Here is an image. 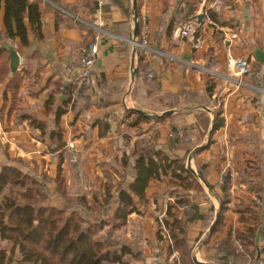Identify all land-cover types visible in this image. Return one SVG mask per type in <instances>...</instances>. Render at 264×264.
<instances>
[{
  "label": "crops",
  "instance_id": "0c3cea01",
  "mask_svg": "<svg viewBox=\"0 0 264 264\" xmlns=\"http://www.w3.org/2000/svg\"><path fill=\"white\" fill-rule=\"evenodd\" d=\"M186 1L58 0L56 4L41 0V32L31 30L29 44L21 46L17 41L14 47L20 56L17 72L23 76V83L13 109L10 92L7 100L0 97V163L20 168L38 179L46 163L50 169L44 174L50 180L43 183L56 190L51 184L55 183L58 156L48 152V137L46 142H39L32 136L39 131L28 121H20L26 110L50 130L62 132L66 143L62 151L66 161L64 170L67 161L78 168L76 159H83L85 177L91 182L89 189L105 185V174H115L114 168L118 169L121 157L130 156L136 144L146 149L155 144L173 158L186 155V167L201 177L206 176L214 187V190L203 188L204 194L188 196L204 216L213 211L216 218L222 195L221 173L228 169L235 174L230 209L240 199L256 200L257 194L240 183L239 172L246 161L257 160L264 174V62L255 56L257 50L264 54V0H194L197 10L192 15L193 0ZM96 2L98 8L92 13ZM99 2H103L100 7ZM209 11L220 15V23L210 19ZM198 15H202V22H198ZM97 17L104 21V33L98 42L94 84L86 92L80 81L79 62L82 51L94 41L93 24ZM142 17L148 20L151 49L144 62L131 43L137 38L138 25L140 36ZM187 23H192L193 31L183 37L181 30ZM0 24L3 27V14ZM235 59H246L253 74L235 77L232 70ZM142 66L144 69L138 76ZM147 70L152 75L149 81L142 77ZM152 81L158 83L157 89ZM209 85L213 87L211 94L206 92ZM52 94L56 95L55 104L48 110L46 102ZM59 109L64 112L56 125ZM128 110H139L149 117H161L169 111L173 114L161 123L142 124L143 132L138 134L136 128L128 130L131 119L127 118ZM218 112L225 123L210 137ZM102 124L107 125L106 131ZM173 128L186 130L192 139L185 143L190 145L189 154L170 139ZM210 140L209 148L200 151ZM123 141L127 142L125 147ZM198 149L200 152L194 153ZM31 167L38 168L37 174ZM80 170L82 173L81 167ZM133 173L132 167L127 170L128 180L130 176L131 181ZM63 176L70 181L67 170ZM167 183L168 179L152 181L146 190L149 205L140 215V220H144L140 231L146 233V246L150 249L142 264H154V261L171 264L173 256L178 257V254L169 259L159 256L164 243L156 238L157 220L166 212L168 199L173 196ZM68 192L74 194L69 186ZM53 204L60 205L56 200ZM227 216L229 226L242 227L239 215L229 211ZM208 230L198 221L188 227L186 237L193 244L192 253L195 252L197 260L211 264L209 259L215 251L208 247L215 240L205 245L211 236ZM200 239L202 245L195 251ZM0 246L5 250L9 246L6 252L11 253L12 244L0 240ZM152 253L157 257L152 259Z\"/></svg>",
  "mask_w": 264,
  "mask_h": 264
},
{
  "label": "trees",
  "instance_id": "16d2710c",
  "mask_svg": "<svg viewBox=\"0 0 264 264\" xmlns=\"http://www.w3.org/2000/svg\"><path fill=\"white\" fill-rule=\"evenodd\" d=\"M49 1L58 3V0ZM40 3L41 0H0V15L3 14V27L0 24V97L3 96L5 101L7 94L11 93V110L17 101L23 76L19 72L12 74L7 46L15 47L17 41L21 46H27L30 31L37 34L41 32ZM196 4L193 0L190 15L197 10ZM119 7L125 11L123 6ZM97 8L96 2L92 13ZM209 17L213 22L220 23V15L213 11H209ZM140 59H143L142 54ZM143 69L142 66L138 70V76ZM153 85L157 89L158 83L154 82ZM212 89L209 85L206 92L211 94ZM208 96L211 98V95ZM55 98V94L50 95L46 102L48 110L55 104ZM63 112L62 109L57 111L56 125ZM220 116V112L216 113L212 136L224 126L225 120ZM127 118H131L128 127L136 128L138 132L142 124L161 123L170 116L149 117L128 110ZM25 120L39 131L33 132L32 136L42 143L48 137V152L58 156L54 182L60 207L49 202V197L40 191L45 186L43 181L50 180L46 175L39 176L43 179L41 180L29 176L20 168L0 163V240L12 244L9 254L0 246V264H133L130 256L138 255L133 254L129 245L114 241L110 236L124 229L130 222V217L140 216L147 209L149 200L146 190L150 182L165 179H168L167 187L171 190V195H182L167 206L165 217L157 220L159 230L156 238L164 243L159 249V256L169 259L178 254L171 264H195L192 260L193 244L186 237L188 227L202 221L206 230L216 218L213 211L204 216L199 207L189 201L188 196L204 194V189L187 169L186 155L183 158H173L155 144L148 149L139 148L136 144L130 156L121 157L118 169L114 168L115 174H105L107 182L103 186V192L92 191L91 199L87 195H71L63 176L62 151L66 143L62 132L50 130L46 123L32 117L26 110L20 121ZM102 127L106 131L107 125L102 124ZM176 132L177 129L173 128L172 133ZM185 134L187 135L186 130ZM173 143L179 144V148L187 154L190 153L191 149L186 148L185 143L177 139ZM210 144L211 140L200 151L209 148ZM173 152L172 148L171 153ZM131 167L134 173L130 181L127 170ZM34 171L37 174L38 168L35 167ZM239 173L240 183L247 185L250 192H255L257 199L247 202L240 199L230 209L233 199L231 171H222L219 218L212 235L205 243L209 246L211 239L215 240L213 246L208 247V250L215 251L214 256L209 259L211 264H264V174L257 160L246 161V166ZM202 178L214 190L206 176ZM16 187L19 192L14 194ZM229 211L240 216L241 228L228 225ZM156 257L153 253L152 259ZM153 263L156 264L155 261Z\"/></svg>",
  "mask_w": 264,
  "mask_h": 264
},
{
  "label": "rangeland",
  "instance_id": "374dc122",
  "mask_svg": "<svg viewBox=\"0 0 264 264\" xmlns=\"http://www.w3.org/2000/svg\"><path fill=\"white\" fill-rule=\"evenodd\" d=\"M128 130L131 131V129L129 127H128ZM141 130H142V128L140 129V131H138V132L136 131V133L139 134L141 132ZM130 131H129V133H130ZM178 131H180V134L182 132L185 138H189L188 135L185 134L184 130L179 129ZM142 132H143V130H142ZM175 134H177V132L172 134V136H170L171 137L170 139L172 141H174V140L176 141V139H177V141L181 142L180 135L178 134V136L175 137L174 136ZM123 138H125V136ZM126 138H128V137L126 136ZM189 139H190V141H192L191 138H189ZM184 140L186 141V139H184ZM126 145H127V142L123 141L122 142V146L125 147ZM178 145L179 144H177V146ZM189 146L190 145H187L186 148H188ZM124 151H126V150H124ZM130 152L131 151L129 150V153ZM76 161H78V163H77V167L78 168H74V166H72V164H71L72 163L71 161L70 162L67 161L68 165L65 167V170H64V166L66 164V161L63 162V166H62L63 172H66V170H67L68 175H70L69 176L70 181L69 182L66 181V184L69 186L70 191L72 193H74L73 195H87L91 199L92 193H93L92 191H95V190L98 189L97 191L103 192V186L104 185H102V184H101L100 188H98V186H96V187L93 186L91 189H89V184L91 182H90V180L87 179V177H85L86 176V173H85V168L86 167L84 166L83 159H80L78 157L76 159ZM57 162H58V160H57ZM81 163L83 165H81ZM78 164H79V166L82 169V173H81V170L79 171L80 167L78 166ZM42 167H43V170H42L43 174H41V175H45L44 173H47L50 168H49V166H46V163H44ZM31 168H32L31 171L33 172L35 167H31ZM46 176H47V174H46ZM41 180H43V179H41ZM65 180H67V179H65ZM44 184H45V186L40 188L41 193L43 195H47L49 197V200H50L49 202L53 203L55 199L58 201V199H57V191L56 190H53V191L50 190L48 188V186L46 185V183H44ZM51 186H52L53 189L57 188L56 183L51 184ZM68 186H67V188H68ZM18 192H19V188L18 187L14 188V194H16ZM59 207H60V205H59ZM140 219H142V218H140V216L133 215V217H130V220H129L130 222L128 223V225L124 229H122V230H120V231H118V232H116V233H114L113 235L110 236L111 239H113L114 241H118V242H120L122 244L129 245L131 247L132 251H133V254L138 255V256L134 255L135 257H131L133 255L130 256V259L133 261V264H142L143 263L142 261H144V258H146V253H147L148 249H150L148 246H146V233L140 231L141 223L143 222V224H144V220H140ZM137 236H138V240L135 239V237H137ZM6 247H7L6 250L4 249L5 247H2V246H1V249L5 250V251H8L9 250V246H6ZM151 251L153 252V249H151ZM13 264H16V263L14 262Z\"/></svg>",
  "mask_w": 264,
  "mask_h": 264
},
{
  "label": "built area",
  "instance_id": "2783aa9c",
  "mask_svg": "<svg viewBox=\"0 0 264 264\" xmlns=\"http://www.w3.org/2000/svg\"><path fill=\"white\" fill-rule=\"evenodd\" d=\"M102 4L103 2H99V7L102 6ZM98 13H100V11H98ZM93 28L96 31V36L94 38V41L82 51L80 62H79L80 71H81L80 81H82V84L85 86L86 92L89 91L94 84L93 74H94L96 61L98 58V42H99L100 35L104 33V30H103L104 21L101 20L99 17L95 18ZM140 28H141L140 36H138L135 41H131V43L134 45L137 51H139L140 54L143 55V62H144V60L148 59L149 52L151 51L149 47V35H148L149 25H148L147 17H142V19H140ZM192 31H193L192 23H187L182 28L181 35L183 37H188L192 33ZM197 42L199 45L200 42L199 41ZM195 47L197 48V45ZM232 66H233L232 70H233L235 77H243V76L253 74L251 67L246 59H235L233 61ZM142 77H144L146 80L149 81L151 80L152 75L150 74V71L147 70L142 73ZM172 134L174 133H171L170 136H172ZM178 134L180 135L181 142L190 143V139L185 138L183 133L181 132L180 134V131L178 130H177V134H175L174 136L177 137ZM184 139H186V141ZM228 167L230 168L229 165ZM234 178H235V174L231 173V181H233ZM179 195H182V194H175L172 197H169L168 201L170 203H174L176 200H178ZM164 217H165V212L160 215L159 219L162 220ZM163 230L165 231L164 227H163ZM201 245H202V241L200 240L195 244L194 250L195 251L198 250ZM173 257L175 258L176 255H174Z\"/></svg>",
  "mask_w": 264,
  "mask_h": 264
},
{
  "label": "water",
  "instance_id": "95a60500",
  "mask_svg": "<svg viewBox=\"0 0 264 264\" xmlns=\"http://www.w3.org/2000/svg\"><path fill=\"white\" fill-rule=\"evenodd\" d=\"M135 19L137 20V14L135 16ZM197 19H198V22H202V15H198L197 16ZM138 30H139V25L136 27V37H138ZM7 49L9 51V54H10V69H11V72L12 74H15L17 73L18 71V68H19V65H20V56L18 55V53L16 52L15 48L12 47V46H7ZM255 56L256 58L260 61V62H264V54H262L261 51H256L255 52ZM135 112H137L138 114H141V115H144V113L142 111H139V110H133ZM173 114V112L169 111V112H166L164 113L161 117L159 118H164V117H167V116H171ZM213 129L214 127L212 128L211 132H210V137L212 136L213 134ZM199 149L197 151H195L194 153L198 152ZM192 159V156L190 157V160ZM196 178L197 180L199 181V183L202 185V187L204 189H208L209 186L207 185V183L203 180V178L201 176H199L194 170H192L191 167L187 168ZM218 218H219V212L216 216V219L214 221V223L210 226L209 230H208V236L212 235L215 227H216V224H217V221H218ZM192 260L195 264H208V263H202V262H199L197 260V257H196V254L195 252L192 254Z\"/></svg>",
  "mask_w": 264,
  "mask_h": 264
}]
</instances>
